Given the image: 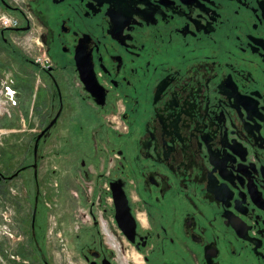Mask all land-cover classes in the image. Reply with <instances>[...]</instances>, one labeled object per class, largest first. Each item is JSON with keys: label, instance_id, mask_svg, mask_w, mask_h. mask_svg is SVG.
<instances>
[{"label": "flooded vegetation", "instance_id": "flooded-vegetation-1", "mask_svg": "<svg viewBox=\"0 0 264 264\" xmlns=\"http://www.w3.org/2000/svg\"><path fill=\"white\" fill-rule=\"evenodd\" d=\"M2 76L31 238L53 193L85 264H264V0H0Z\"/></svg>", "mask_w": 264, "mask_h": 264}, {"label": "rangeland", "instance_id": "rangeland-1", "mask_svg": "<svg viewBox=\"0 0 264 264\" xmlns=\"http://www.w3.org/2000/svg\"><path fill=\"white\" fill-rule=\"evenodd\" d=\"M16 38L21 44L20 49L16 46L13 53L14 66L23 74L20 75L22 86V80L26 78L24 74H33L36 71V67L25 61L23 56L32 60L39 58L41 64L45 65L48 61L33 33L18 34ZM2 79L3 76L0 77V84ZM23 103L22 99L19 101L20 106L9 107L0 98V126H3L0 127V172L7 176L27 161L30 144L28 129L36 127L33 121H24L26 110L22 108ZM25 175L26 172L22 171L13 180L0 181V264H43L40 259L42 254L50 264H85L74 253L73 237L59 235L61 232L56 228L57 207L52 204L57 196L53 193L47 192V197L45 196L52 206L47 210L46 235L37 233L35 238L30 237L31 205L28 200L32 197L33 189L23 182Z\"/></svg>", "mask_w": 264, "mask_h": 264}, {"label": "water", "instance_id": "water-1", "mask_svg": "<svg viewBox=\"0 0 264 264\" xmlns=\"http://www.w3.org/2000/svg\"><path fill=\"white\" fill-rule=\"evenodd\" d=\"M52 123H53V121H52ZM52 123H51V124H52ZM51 124H50V125H51ZM50 125H49V126H50ZM49 126H48V127H49ZM40 136H41V134H38V136H37V140H35V144H34V147H35V148L37 147V141H38V139H39ZM10 177H11V176H9V178H10Z\"/></svg>", "mask_w": 264, "mask_h": 264}, {"label": "crops", "instance_id": "crops-1", "mask_svg": "<svg viewBox=\"0 0 264 264\" xmlns=\"http://www.w3.org/2000/svg\"><path fill=\"white\" fill-rule=\"evenodd\" d=\"M0 127H3V126H0ZM4 127H6V126H4ZM32 129H34V128L31 127L30 129H28V131L32 132ZM24 130H27V129H24Z\"/></svg>", "mask_w": 264, "mask_h": 264}, {"label": "built area", "instance_id": "built-area-1", "mask_svg": "<svg viewBox=\"0 0 264 264\" xmlns=\"http://www.w3.org/2000/svg\"><path fill=\"white\" fill-rule=\"evenodd\" d=\"M40 60V59H39Z\"/></svg>", "mask_w": 264, "mask_h": 264}]
</instances>
